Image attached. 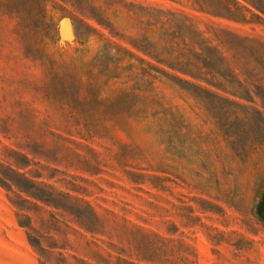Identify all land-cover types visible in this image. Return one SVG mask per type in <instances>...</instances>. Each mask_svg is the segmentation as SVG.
I'll return each mask as SVG.
<instances>
[{
  "label": "rangeland",
  "instance_id": "rangeland-1",
  "mask_svg": "<svg viewBox=\"0 0 264 264\" xmlns=\"http://www.w3.org/2000/svg\"><path fill=\"white\" fill-rule=\"evenodd\" d=\"M255 14L0 0V264H264Z\"/></svg>",
  "mask_w": 264,
  "mask_h": 264
},
{
  "label": "trees",
  "instance_id": "trees-1",
  "mask_svg": "<svg viewBox=\"0 0 264 264\" xmlns=\"http://www.w3.org/2000/svg\"><path fill=\"white\" fill-rule=\"evenodd\" d=\"M234 2H237V0H232ZM245 3L249 4L251 7H253L257 12L261 13L263 16H264V0H243ZM255 16L259 19H261L262 21H264V18L260 17V15L258 14H255ZM17 168H21V167H18ZM25 174L26 173H21L20 175H22L24 177V181L26 183H30V184H35L31 179L25 177ZM0 182L3 184V186H5L7 189H10L12 186H15L16 189L20 192H24V193H27L28 191H26V189H24V187L22 185H18L16 183H14L13 181H10V179H7L6 177H0ZM31 197H34V198H38L36 197V195H32L31 194ZM18 207V206H17ZM21 210L22 208L18 207L17 209V213H21ZM24 226V225H22ZM33 248H35L36 245L30 243Z\"/></svg>",
  "mask_w": 264,
  "mask_h": 264
}]
</instances>
